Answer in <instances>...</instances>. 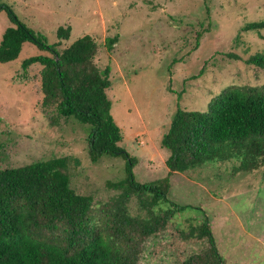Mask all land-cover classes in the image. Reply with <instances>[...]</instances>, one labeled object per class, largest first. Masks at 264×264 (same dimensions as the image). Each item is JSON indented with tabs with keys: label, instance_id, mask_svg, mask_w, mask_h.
<instances>
[{
	"label": "rangeland",
	"instance_id": "obj_1",
	"mask_svg": "<svg viewBox=\"0 0 264 264\" xmlns=\"http://www.w3.org/2000/svg\"><path fill=\"white\" fill-rule=\"evenodd\" d=\"M0 6L10 7L48 45L58 42L59 27H70L58 50L91 36L98 46L94 64L110 68V114L120 130L118 145L135 159V181L167 177L166 198L192 207L144 243L138 264H171L161 247L180 242L177 230L197 227L204 218L226 264H264V167L234 173L231 160L169 174V152L161 147L178 108L204 111L227 87L264 85V67L246 62L264 55V28L244 29L264 20V0H0ZM11 26L1 11L0 40ZM114 37L108 49L106 41ZM40 54L45 52L25 43L15 61L0 63V169L67 158L70 188L103 204L119 193L107 183L126 178L125 161L104 154L91 162L84 126L75 119L51 123L53 110L42 106V67L21 70L24 59Z\"/></svg>",
	"mask_w": 264,
	"mask_h": 264
},
{
	"label": "trees",
	"instance_id": "obj_2",
	"mask_svg": "<svg viewBox=\"0 0 264 264\" xmlns=\"http://www.w3.org/2000/svg\"><path fill=\"white\" fill-rule=\"evenodd\" d=\"M12 26L0 40V63L15 61L25 43L45 55L24 59L21 70L39 64L42 106L53 110L51 123L75 119L87 130V151L95 163L104 154L125 161L126 178L107 186L119 193L103 204L70 188L67 158L35 161L0 169V264H138L144 243L165 230L175 214L191 209L170 202L169 180L138 183L135 159L118 144L119 128L107 97L110 68L94 64L98 46L89 35L58 50L70 38V27H59L57 43L28 28L7 6H0ZM264 20L244 29L260 30ZM117 38L107 39V47ZM247 64L264 67V55ZM161 147L169 152L168 173H185L204 165L234 160L237 171L264 167V85L230 86L211 99L204 111L177 109ZM168 174V176H169ZM135 198L137 213H130ZM164 205L166 208L162 207ZM180 242L161 247L171 264H226L218 253L208 218L187 231ZM153 252L151 253V255Z\"/></svg>",
	"mask_w": 264,
	"mask_h": 264
}]
</instances>
